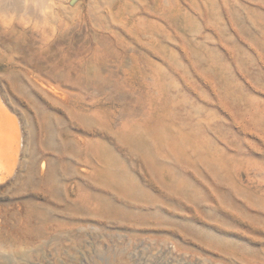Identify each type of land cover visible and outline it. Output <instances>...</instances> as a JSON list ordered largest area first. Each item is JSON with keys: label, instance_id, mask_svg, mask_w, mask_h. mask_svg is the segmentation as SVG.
I'll return each mask as SVG.
<instances>
[{"label": "rangeland", "instance_id": "rangeland-1", "mask_svg": "<svg viewBox=\"0 0 264 264\" xmlns=\"http://www.w3.org/2000/svg\"><path fill=\"white\" fill-rule=\"evenodd\" d=\"M11 1L35 84L0 69L24 147L0 264H132L140 242L264 264V0Z\"/></svg>", "mask_w": 264, "mask_h": 264}, {"label": "bare ground", "instance_id": "bare-ground-1", "mask_svg": "<svg viewBox=\"0 0 264 264\" xmlns=\"http://www.w3.org/2000/svg\"><path fill=\"white\" fill-rule=\"evenodd\" d=\"M13 1L19 2L16 0H13ZM13 1H11V2H13ZM45 2L48 3V0L44 1L41 5L45 4ZM44 6L45 5H43V8H44ZM16 7H18V6H16ZM40 8H42V7H40ZM43 10H45V9H43ZM14 11L16 12V10H14ZM31 12H33V11H31ZM37 12H39V11H37ZM17 14H18V12H17ZM42 16H43V14L41 15V17ZM46 18H45V20H46ZM31 19H32V17H31ZM33 19H34V17H33ZM37 19H38V17H37ZM39 19H40V17H39ZM40 22H41V20H40ZM42 22H43V20H42ZM41 34L45 35V29L41 30ZM19 37L20 36H19L18 30H17V24H16V20H15L14 16H11L9 14L6 15L5 13H3V14L0 13V38L3 39V41L0 42V69L5 68L4 69L5 70L4 75L7 77L8 83L11 82V84L15 87H18V84H19V81L17 79V72H16V70H19V69H22L26 73L28 80L31 81L33 84H35L33 78L31 77V75L34 73L31 69L32 62L34 61V58L30 57V56L22 57L20 55L21 49L19 46ZM38 63H39V61H38ZM68 69H69V67H68ZM42 71H46V70L44 69ZM87 74H89V73H87ZM89 75H87V78H89L88 77ZM39 76H40L42 82H44L49 77V73L47 75L41 74ZM67 76L70 79H72L70 74H68ZM69 78L66 80H69ZM91 78H93V77L91 76ZM85 79H86V77H85ZM88 80H86V81H88ZM91 80H93V79H91ZM37 82H40V81H37ZM42 82H40V83L42 84ZM42 86H39L41 91L43 90ZM11 91H12V87H11ZM19 117L20 116H19L18 112L16 111V109L11 104L10 99H9V97L5 91L4 85L0 79V181L6 180V179L14 176V174H15L18 166H19V163H21L20 158H21V154H22V149L24 147L22 146V139L20 137V126L21 125L19 126V123H18V121L20 122Z\"/></svg>", "mask_w": 264, "mask_h": 264}, {"label": "built area", "instance_id": "built-area-1", "mask_svg": "<svg viewBox=\"0 0 264 264\" xmlns=\"http://www.w3.org/2000/svg\"><path fill=\"white\" fill-rule=\"evenodd\" d=\"M127 255L132 264H171L172 261L181 263L187 260L173 245L156 242H140L131 245Z\"/></svg>", "mask_w": 264, "mask_h": 264}]
</instances>
